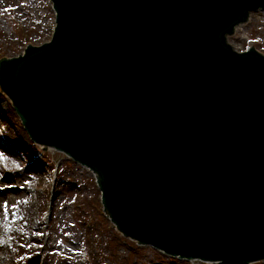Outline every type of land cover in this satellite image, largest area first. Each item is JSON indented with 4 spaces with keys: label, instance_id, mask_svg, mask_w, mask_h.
I'll list each match as a JSON object with an SVG mask.
<instances>
[{
    "label": "water",
    "instance_id": "95a60500",
    "mask_svg": "<svg viewBox=\"0 0 264 264\" xmlns=\"http://www.w3.org/2000/svg\"><path fill=\"white\" fill-rule=\"evenodd\" d=\"M52 3V41L0 60L32 140L94 171L139 244L264 261V56L227 42L264 0Z\"/></svg>",
    "mask_w": 264,
    "mask_h": 264
},
{
    "label": "rangeland",
    "instance_id": "374dc122",
    "mask_svg": "<svg viewBox=\"0 0 264 264\" xmlns=\"http://www.w3.org/2000/svg\"><path fill=\"white\" fill-rule=\"evenodd\" d=\"M54 25L50 0H0V60L46 43ZM227 40L238 52L252 47L264 56V10L251 13ZM0 121L8 126L0 122V181L13 179L11 191L2 194L5 206L0 204V264H36L37 258V264L204 262L183 261L125 237L103 211L94 174L56 148L32 142L1 91ZM38 191L39 199L50 198V219L42 216L38 198L35 205L29 202Z\"/></svg>",
    "mask_w": 264,
    "mask_h": 264
},
{
    "label": "bare ground",
    "instance_id": "6f19581e",
    "mask_svg": "<svg viewBox=\"0 0 264 264\" xmlns=\"http://www.w3.org/2000/svg\"><path fill=\"white\" fill-rule=\"evenodd\" d=\"M239 27L240 26H238L237 29ZM12 180L13 179L3 178V180L0 181V204L2 203L4 205V200L2 199V194H4V193L6 194L9 191H11L10 183L12 182ZM0 211H1V207H0Z\"/></svg>",
    "mask_w": 264,
    "mask_h": 264
},
{
    "label": "trees",
    "instance_id": "16d2710c",
    "mask_svg": "<svg viewBox=\"0 0 264 264\" xmlns=\"http://www.w3.org/2000/svg\"><path fill=\"white\" fill-rule=\"evenodd\" d=\"M40 202H41L42 205H44V201H41V200H40Z\"/></svg>",
    "mask_w": 264,
    "mask_h": 264
}]
</instances>
